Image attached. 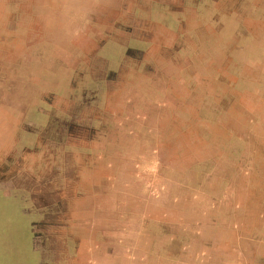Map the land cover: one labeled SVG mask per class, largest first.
Segmentation results:
<instances>
[{
	"label": "rangeland",
	"instance_id": "1",
	"mask_svg": "<svg viewBox=\"0 0 264 264\" xmlns=\"http://www.w3.org/2000/svg\"><path fill=\"white\" fill-rule=\"evenodd\" d=\"M0 264H264V0H0Z\"/></svg>",
	"mask_w": 264,
	"mask_h": 264
}]
</instances>
